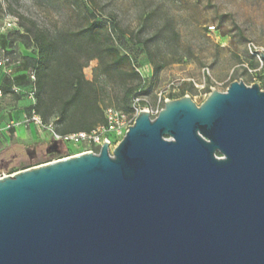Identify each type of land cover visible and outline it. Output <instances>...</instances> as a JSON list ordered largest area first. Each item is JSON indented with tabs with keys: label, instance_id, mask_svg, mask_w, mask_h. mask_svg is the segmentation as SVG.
Listing matches in <instances>:
<instances>
[{
	"label": "water",
	"instance_id": "water-1",
	"mask_svg": "<svg viewBox=\"0 0 264 264\" xmlns=\"http://www.w3.org/2000/svg\"><path fill=\"white\" fill-rule=\"evenodd\" d=\"M0 264H264V90L172 100L112 155L0 178Z\"/></svg>",
	"mask_w": 264,
	"mask_h": 264
},
{
	"label": "rangeland",
	"instance_id": "rangeland-1",
	"mask_svg": "<svg viewBox=\"0 0 264 264\" xmlns=\"http://www.w3.org/2000/svg\"><path fill=\"white\" fill-rule=\"evenodd\" d=\"M89 18L108 22L121 52L139 70L143 84L131 86L130 99L140 93L154 107L157 95L182 81L181 89L198 106L211 87L225 92L232 83L243 82L264 90V60L261 63L248 48L254 44L264 49V0H0V60L10 56L17 64L23 55L34 53L24 30L33 23L53 32L78 29ZM8 22L15 26L5 29ZM209 27L215 31L210 33ZM149 54L157 62H178L155 77ZM96 67L92 61L85 69L87 79H93ZM191 80L206 83V89L201 92ZM0 107L6 113L27 110L29 102L7 99ZM81 150L55 141L50 133L14 134L0 148V177L34 160L56 162Z\"/></svg>",
	"mask_w": 264,
	"mask_h": 264
},
{
	"label": "trees",
	"instance_id": "trees-1",
	"mask_svg": "<svg viewBox=\"0 0 264 264\" xmlns=\"http://www.w3.org/2000/svg\"><path fill=\"white\" fill-rule=\"evenodd\" d=\"M34 49V55L22 56L21 64L16 69L27 71L26 75L14 78L2 74L0 88L9 93L14 86L24 89L30 87L28 74L34 72L36 90V113L47 125L52 124L60 135L91 132L106 124L105 111L115 108L130 113L137 93L129 98L133 86L142 87L143 79L133 59L121 52V47L114 38L107 21L89 18L78 29L50 31L36 24L25 28ZM12 54V53H10ZM158 77L170 63L157 62L149 54ZM92 61H97L94 77L87 79L84 71ZM21 97L15 96V99ZM14 136V133L12 137ZM11 137V138H12ZM3 140V147L8 145ZM34 160V159H33ZM33 164L14 168L9 174L24 171L41 164L51 162L33 161Z\"/></svg>",
	"mask_w": 264,
	"mask_h": 264
},
{
	"label": "built area",
	"instance_id": "built-area-1",
	"mask_svg": "<svg viewBox=\"0 0 264 264\" xmlns=\"http://www.w3.org/2000/svg\"><path fill=\"white\" fill-rule=\"evenodd\" d=\"M14 26L15 24L13 22H8L5 25V29H11ZM208 30L210 33H213L215 31V27H209ZM248 48L252 55L262 63L263 59L261 53L264 54V49H259L254 44H249ZM17 64L20 66L21 63L19 62ZM17 64L13 63V60L10 58V56L2 58L0 60V68L3 70V75L14 78L13 67ZM249 71L255 72L256 70ZM28 79L30 81V87L28 89H24L20 86H13L10 92L5 94L0 88V103L7 99H9V101L14 100L15 96L21 97L22 99L29 102V107L27 110L22 109L14 112L8 111V113H6L0 107V148H3L4 146L3 140L6 139L9 141V138L12 137L13 133L15 134L18 129L33 128L36 130L37 134L50 133L55 141L61 142L66 146L72 145L82 148L78 154L72 155L71 157L88 153L99 154L106 143H108V150L110 155H112L114 150L125 138L130 127L134 126L140 113L147 112L152 119H155L167 102L181 99L184 96L189 97L181 89V86L184 82L182 81L177 85L172 84L171 86L173 87L169 91L157 95L156 105L154 107L144 96H139L134 99L132 103V110L128 114L115 108H108L105 111V125L99 126L91 132L60 135L54 131L52 124H45L43 119L36 113L34 109L36 105V90L34 87L36 78L34 72H30L28 74ZM189 82H193L195 87L201 92L207 87L206 83L203 85H198L195 81L191 80ZM213 90L214 88L211 87L210 93L213 92ZM209 94H206L205 97H207ZM13 105L14 107H12V109L14 110L16 108V103H13Z\"/></svg>",
	"mask_w": 264,
	"mask_h": 264
},
{
	"label": "crops",
	"instance_id": "crops-1",
	"mask_svg": "<svg viewBox=\"0 0 264 264\" xmlns=\"http://www.w3.org/2000/svg\"><path fill=\"white\" fill-rule=\"evenodd\" d=\"M23 56H28V55H23ZM15 57V56H14ZM13 57V58H14ZM20 58H22V57H20ZM14 59H16V58H14ZM26 73H27V71H23V70H20V69H14L13 70V76L14 77H16V76H22V75H26ZM14 82H15V80H10L9 79V85H12V86H14ZM16 136L17 135H20V134H24V135H32V136H34L35 134H37L36 133V130L35 129H28V128H20V130H17L16 131Z\"/></svg>",
	"mask_w": 264,
	"mask_h": 264
}]
</instances>
